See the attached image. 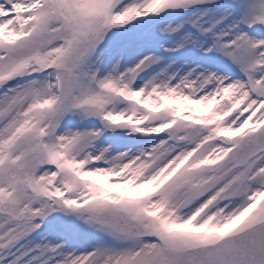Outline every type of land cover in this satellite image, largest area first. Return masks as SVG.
Here are the masks:
<instances>
[{
    "label": "snow or ice",
    "instance_id": "snow-or-ice-1",
    "mask_svg": "<svg viewBox=\"0 0 264 264\" xmlns=\"http://www.w3.org/2000/svg\"><path fill=\"white\" fill-rule=\"evenodd\" d=\"M0 264H264V0H0Z\"/></svg>",
    "mask_w": 264,
    "mask_h": 264
},
{
    "label": "water",
    "instance_id": "water-1",
    "mask_svg": "<svg viewBox=\"0 0 264 264\" xmlns=\"http://www.w3.org/2000/svg\"><path fill=\"white\" fill-rule=\"evenodd\" d=\"M162 135V134H161Z\"/></svg>",
    "mask_w": 264,
    "mask_h": 264
}]
</instances>
